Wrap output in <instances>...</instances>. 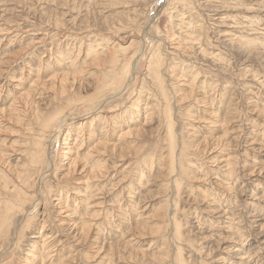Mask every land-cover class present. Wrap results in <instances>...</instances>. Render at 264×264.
<instances>
[{"label":"rangeland","instance_id":"rangeland-1","mask_svg":"<svg viewBox=\"0 0 264 264\" xmlns=\"http://www.w3.org/2000/svg\"><path fill=\"white\" fill-rule=\"evenodd\" d=\"M0 68V264H264V0H0Z\"/></svg>","mask_w":264,"mask_h":264},{"label":"bare ground","instance_id":"bare-ground-1","mask_svg":"<svg viewBox=\"0 0 264 264\" xmlns=\"http://www.w3.org/2000/svg\"><path fill=\"white\" fill-rule=\"evenodd\" d=\"M28 1V0H27ZM145 3V2H144ZM7 5V4H6ZM71 6V5H70ZM6 8V7H5ZM215 8V7H214ZM38 9V8H37ZM27 11V10H26ZM20 12V11H19ZM32 15V14H31ZM54 18V17H53ZM126 18V17H125ZM56 19V18H55ZM151 21V20H150ZM191 22V21H190ZM193 25H194V23H193ZM59 28V27H58ZM181 28V27H180ZM190 28V27H189ZM84 29V28H83ZM85 33V32H84ZM193 35V34H192ZM74 37V36H73ZM140 37V36H139ZM200 37V36H199ZM198 38V37H197ZM142 40V39H141ZM21 47V46H20ZM105 47V46H104ZM177 48V47H176ZM159 51V50H158ZM178 51V50H177ZM160 52V51H159ZM156 53V52H155ZM158 56V55H157ZM159 57V56H158ZM11 60V59H10ZM29 67V66H28ZM156 67V66H155ZM1 69V68H0ZM187 69V68H186ZM39 73V72H38ZM197 73V72H196ZM33 74V73H32ZM98 75V74H97ZM100 75V74H99ZM193 75V74H192ZM194 77V76H193ZM246 78V77H245ZM77 79V78H76ZM79 79V78H78ZM171 79V78H170ZM73 80H74V78H73ZM23 81V80H22ZM162 84V83H161ZM56 85V84H55ZM69 85V84H68ZM61 86V85H60ZM71 86V85H70ZM46 90V89H45ZM24 92V91H23ZM28 93V92H27ZM24 95V94H23ZM146 100V99H145ZM77 103V102H76ZM115 103V102H114ZM95 111V110H94ZM210 111V110H209ZM26 113V112H25ZM158 113V112H157ZM17 114V113H16ZM153 114H155L156 115V111H154V110H152V112H151V115H153ZM37 115V114H36ZM160 115V114H159ZM7 117V116H6ZM83 118V117H82ZM7 119V118H6ZM68 119V118H67ZM252 121V120H251ZM222 122V121H221ZM257 126V125H256ZM130 134V133H129ZM136 135V134H135ZM257 135V134H256ZM261 135V134H260ZM46 137V136H45ZM56 140V139H55ZM198 141V140H197ZM219 141V140H218ZM218 143V142H217ZM253 143V142H252ZM249 145V144H248ZM14 149V148H13ZM111 151V150H110ZM245 151V150H244ZM98 155V154H97ZM100 155V154H99ZM3 157V156H2ZM27 159V158H26ZM85 159V158H84ZM180 161V160H179ZM102 165V164H101ZM153 165V164H152ZM152 165H151V167H152ZM98 166V165H97ZM72 167V166H71ZM98 168V167H97ZM114 168V167H113ZM263 169V168H262ZM92 171V170H91ZM251 172V171H250ZM260 172V171H259ZM258 172V173H259ZM76 175V174H75ZM90 177V176H89ZM184 180V179H183ZM23 185V184H22ZM23 192V191H22ZM26 194V193H25ZM19 195H20V193H19ZM21 197H23V196H21ZM18 198H20V197H18ZM130 201V200H129ZM12 204V203H11ZM68 211V210H67ZM9 220V219H8ZM230 230V229H229ZM3 231H4V229H3ZM156 232V231H155ZM232 232V231H231ZM171 235V234H170ZM237 237V236H236ZM231 240V239H230ZM229 242H231V241H229ZM242 244V243H241ZM229 250V249H228ZM226 251V250H225ZM242 252V251H241ZM49 256V255H48Z\"/></svg>","mask_w":264,"mask_h":264}]
</instances>
